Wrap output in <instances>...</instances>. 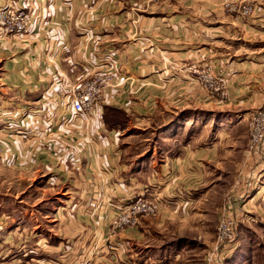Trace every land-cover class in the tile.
<instances>
[{
  "label": "crops",
  "instance_id": "1",
  "mask_svg": "<svg viewBox=\"0 0 264 264\" xmlns=\"http://www.w3.org/2000/svg\"><path fill=\"white\" fill-rule=\"evenodd\" d=\"M259 1L264 10V0ZM174 2L170 0L158 14L140 15L133 13L128 0L17 1L32 14L31 32L9 47L2 42L7 39L0 43L12 51L4 67L14 93L9 105L15 109L14 118L25 121L21 159L47 170L48 185L58 181L69 187L42 222L30 213L18 224H3L0 264H75L89 251L102 264H162L166 259L168 252L154 253L158 248L146 245L153 222L124 230L109 249L103 240H94L108 233L107 224L98 226L94 220L112 217L115 207L137 196L155 198L169 208L192 204L205 185L209 166L219 161V136L196 142L176 119L157 137L162 149L126 159L120 140L124 130L105 123V108L121 110L130 121L144 123L156 110L192 107L193 83L183 69L211 64V59L235 102L253 108L264 101L259 80L264 35L259 38L257 26L235 29L233 23L205 15L208 6L200 12L194 0H184L183 6ZM228 28H233V35ZM215 43L221 48L212 58L209 53ZM85 60L98 71L106 68L103 62L109 64L120 85L106 90L92 120L78 119L64 126L61 120L68 106L54 91L63 79L84 77L86 72L78 64ZM100 198L104 211L87 209ZM7 249L11 255H5Z\"/></svg>",
  "mask_w": 264,
  "mask_h": 264
},
{
  "label": "rangeland",
  "instance_id": "2",
  "mask_svg": "<svg viewBox=\"0 0 264 264\" xmlns=\"http://www.w3.org/2000/svg\"><path fill=\"white\" fill-rule=\"evenodd\" d=\"M17 1L0 0V13L20 7ZM128 2L133 13L142 15L160 13L168 7L170 0ZM174 3L183 6L185 2L176 0ZM194 4L200 12L202 6H208L205 15L211 20L233 23L235 29L256 25L254 28L261 33L259 38L264 35V10L259 0H194ZM226 31L234 34L233 28ZM3 39H7L2 42H8L9 47L22 38H0ZM4 44L0 43V229L3 224L13 226L10 225L12 221L20 223L23 215L28 218L30 213L36 221L42 222V217L59 205V199L69 187L58 181L48 185L47 170L28 164L26 157L21 159L26 148L25 140L20 139L25 132V121L14 118L15 109L9 105L14 93L6 82L4 67L10 61L12 51ZM217 46L216 43L211 45L209 55L212 58L221 48ZM226 48L231 49V46ZM148 50L153 51L154 46L149 45ZM210 61L211 64L195 63L183 69L193 83L192 107L181 111L156 110L144 123L130 121L131 117L121 110L108 108L104 112L106 119L116 121L124 130L120 140L126 159L139 154L144 158L154 149H162L157 137L176 119L183 122V130L192 133L196 142H211L212 137L219 136L216 141L223 150L219 161L209 166L207 180L196 200L173 208L152 201V213L131 215L133 223L125 221L126 205L115 207L112 217L94 220L98 226L106 223L108 228L107 234L94 236L95 241L103 240L110 249L111 241L124 230L153 222L150 223L152 234L145 242L150 249L158 248L154 253L168 252L162 264H264V138L261 144H252L248 126L249 117L262 107L264 101L253 108L239 105V101L235 102L229 94L226 80L214 71L212 59ZM192 70L209 72L210 86L196 80ZM259 80L264 86V70ZM181 123L179 128H182ZM87 209L104 211L101 198L98 204ZM223 221L230 226L231 237L230 241L220 244L217 236ZM3 237L5 235L0 234V238ZM5 255H11V250H5ZM83 260L102 264L94 258L92 251L78 258L75 264Z\"/></svg>",
  "mask_w": 264,
  "mask_h": 264
},
{
  "label": "built area",
  "instance_id": "3",
  "mask_svg": "<svg viewBox=\"0 0 264 264\" xmlns=\"http://www.w3.org/2000/svg\"><path fill=\"white\" fill-rule=\"evenodd\" d=\"M29 10L25 6L15 7L12 10L2 11L0 13V38L7 36L23 37L27 36L31 32V17ZM39 17V14H34ZM111 62V61H107ZM86 72L83 78L79 79H63L56 86L54 94L57 95L65 105L68 106L67 115L61 120V124L64 126H70L78 119L84 121H90L95 115L97 105L103 99V96L108 88L118 87L115 72L108 67L109 64L103 62L102 66L106 67L102 71H98L97 67L88 62V60L82 61L78 64ZM192 73L196 75V80L210 86L209 72L198 70H192ZM248 126L251 129V143L258 145L261 144L264 138V104L258 110L252 113L248 119ZM257 149V148H256ZM174 197H171L173 199ZM152 201L157 204H161L157 199H147L146 197H135L133 200L126 204V223L134 222L131 218L136 214L152 213L153 206ZM223 221L219 226L217 240L220 244L230 241V226ZM78 264H96L90 260H83Z\"/></svg>",
  "mask_w": 264,
  "mask_h": 264
},
{
  "label": "trees",
  "instance_id": "4",
  "mask_svg": "<svg viewBox=\"0 0 264 264\" xmlns=\"http://www.w3.org/2000/svg\"><path fill=\"white\" fill-rule=\"evenodd\" d=\"M107 109H108V107L105 108V111H106ZM114 110H115V109H114ZM103 119H104L105 123L108 124V125H118V123H117L116 121L106 119V117H104V114H103Z\"/></svg>",
  "mask_w": 264,
  "mask_h": 264
}]
</instances>
